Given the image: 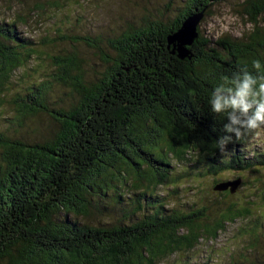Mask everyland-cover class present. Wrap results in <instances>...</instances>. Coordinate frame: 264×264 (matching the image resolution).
Listing matches in <instances>:
<instances>
[{"label": "trees", "instance_id": "1", "mask_svg": "<svg viewBox=\"0 0 264 264\" xmlns=\"http://www.w3.org/2000/svg\"><path fill=\"white\" fill-rule=\"evenodd\" d=\"M227 1L182 0L172 17L144 19L106 40L62 37L95 50L104 68L88 79L74 54L53 56L56 73L10 101V124L21 127L45 113L56 130L35 142L0 131V264H189L187 254L237 220L245 222L239 234L247 236V250H262L264 139L262 147L248 138L222 151L227 117L213 113L209 99L220 77L264 62V0L240 4L253 26L242 39L211 42L197 28L186 56L169 43L190 17H207ZM36 52L14 22L0 23V100L12 74ZM53 83L70 88L75 101L50 109ZM179 164L191 168L178 170ZM191 169L198 178L252 172L257 184L243 202L227 190L218 192L220 201L201 198L188 212L165 209L157 189L176 193ZM114 211L121 221L78 222Z\"/></svg>", "mask_w": 264, "mask_h": 264}, {"label": "rangeland", "instance_id": "2", "mask_svg": "<svg viewBox=\"0 0 264 264\" xmlns=\"http://www.w3.org/2000/svg\"><path fill=\"white\" fill-rule=\"evenodd\" d=\"M181 1L0 0V23L14 22L18 37L32 41L37 51L31 60L23 67L16 69L9 79L0 100V131H8L10 135L35 142L49 137L56 130V123L45 113L29 116L21 127L10 124L9 120L14 114V105L10 103L12 98L23 95L28 87L56 73V67L50 62L51 57L74 54L81 62L84 75L88 79L98 77L103 70L104 66L95 50L82 43H76L72 39L62 40V37L87 36L106 40L133 24L143 23L144 19H155L162 15L164 19L172 17L175 7L180 6ZM243 1L228 0L215 5L210 9L209 16L200 17L195 23L191 22L183 29V33H186L187 38L192 37L191 29L195 25V29L199 28L211 42L221 37L244 38L252 32L253 26L241 13L240 4ZM186 41L187 39L180 37L171 42L182 56L187 55L185 48L189 44ZM75 99L76 95L70 88L53 83L49 90L47 105L53 109L71 104ZM262 139L264 136L259 140L255 139L257 143L254 142V144L262 147L263 144L259 142ZM177 168L190 170L191 164H179ZM196 173L191 169L189 179L179 183L176 193L172 192L174 188L167 186L157 189L167 201L165 209L179 208L188 212L201 198L212 203L220 201L219 193L213 191L214 181L231 182L237 178L242 180V184L233 196L237 195L236 199L243 202L244 199L252 196L251 185L257 184L255 179L258 176L252 172L243 174L221 171L216 175L198 178ZM260 180L264 182V176ZM251 199L256 201L255 197ZM121 220V214L116 211L109 215L91 213L78 218L79 223L95 227L106 226ZM244 224L243 220H237L226 225V230L214 241H202L194 251L187 254L184 261L189 264H260L264 262V243L262 250L260 246L258 247V253L247 250V236L239 234Z\"/></svg>", "mask_w": 264, "mask_h": 264}, {"label": "clouds", "instance_id": "3", "mask_svg": "<svg viewBox=\"0 0 264 264\" xmlns=\"http://www.w3.org/2000/svg\"><path fill=\"white\" fill-rule=\"evenodd\" d=\"M251 63L254 71L245 66L231 77H220L209 99L211 111L227 117L218 139L222 151L235 141L264 136V62Z\"/></svg>", "mask_w": 264, "mask_h": 264}, {"label": "water", "instance_id": "4", "mask_svg": "<svg viewBox=\"0 0 264 264\" xmlns=\"http://www.w3.org/2000/svg\"><path fill=\"white\" fill-rule=\"evenodd\" d=\"M200 17H202V15H195V16H192L190 17L185 23L184 25L182 26L181 30L179 32H177L173 37H171L169 39V43H171L173 40H177L178 38L182 37L184 38L185 40L187 39V43L190 45L194 38L197 36L196 35V29H195V25L192 27V37H188L185 36L186 33H183V29H185L187 27V25H189L191 22L195 23ZM189 30H187L188 32ZM194 36V37H193ZM240 183L241 181L238 179V180H234V181H231V182H222L216 186L213 187V191L214 192H224V191H227L229 190L230 193H235L237 188L240 186Z\"/></svg>", "mask_w": 264, "mask_h": 264}]
</instances>
